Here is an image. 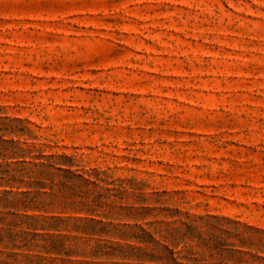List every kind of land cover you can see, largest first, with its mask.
<instances>
[{
  "label": "rangeland",
  "instance_id": "obj_1",
  "mask_svg": "<svg viewBox=\"0 0 264 264\" xmlns=\"http://www.w3.org/2000/svg\"><path fill=\"white\" fill-rule=\"evenodd\" d=\"M0 264H264V0H0Z\"/></svg>",
  "mask_w": 264,
  "mask_h": 264
}]
</instances>
